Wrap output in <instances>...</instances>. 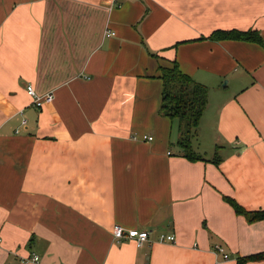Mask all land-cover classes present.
<instances>
[{
	"label": "crops",
	"instance_id": "0c3cea01",
	"mask_svg": "<svg viewBox=\"0 0 264 264\" xmlns=\"http://www.w3.org/2000/svg\"><path fill=\"white\" fill-rule=\"evenodd\" d=\"M219 29L264 44V0H0V264H238L264 251V219L223 199L264 210V46L208 38ZM171 62L208 88L203 157L183 153L160 111ZM28 84L52 101L32 105ZM114 225L150 242L117 240Z\"/></svg>",
	"mask_w": 264,
	"mask_h": 264
},
{
	"label": "trees",
	"instance_id": "16d2710c",
	"mask_svg": "<svg viewBox=\"0 0 264 264\" xmlns=\"http://www.w3.org/2000/svg\"><path fill=\"white\" fill-rule=\"evenodd\" d=\"M208 38L253 41L264 46L258 31L252 29L245 31L214 30ZM159 78L163 84L160 111L167 117L178 121V143L183 149V153L191 157L190 138L199 127V120L207 103L208 88L181 72L176 62L159 66ZM223 199L233 207L237 214L244 215L248 222L264 219V210L248 211L233 198L223 196ZM253 260H264V251L237 257L238 264H246Z\"/></svg>",
	"mask_w": 264,
	"mask_h": 264
},
{
	"label": "built area",
	"instance_id": "2783aa9c",
	"mask_svg": "<svg viewBox=\"0 0 264 264\" xmlns=\"http://www.w3.org/2000/svg\"><path fill=\"white\" fill-rule=\"evenodd\" d=\"M114 32L112 31H106L105 35L106 36H111L113 35ZM26 93L27 95L31 98L32 100V105L36 106V107H42L43 104L45 103H49L52 101L53 99V94L51 92L46 93L44 95H40L38 94L34 87L31 84H28L26 86ZM20 114H22V112H19ZM26 123V119L22 117L21 120V124H25ZM133 138L135 139V136H133ZM142 139L145 141H149L152 140V136L150 135H142ZM112 233L113 236L117 239V240H133L136 245L138 247L144 245L145 243L150 242V231L149 230H138L135 228H124L120 225H114L112 228ZM157 241L159 242H169L172 243L175 241V236L173 233H164V232H160L157 234ZM214 251L218 254H221L223 258H227V254L225 253L224 248L219 245L216 244L214 245ZM33 261H38V255L33 254L32 257L30 258ZM58 264H66L65 262H60Z\"/></svg>",
	"mask_w": 264,
	"mask_h": 264
},
{
	"label": "rangeland",
	"instance_id": "374dc122",
	"mask_svg": "<svg viewBox=\"0 0 264 264\" xmlns=\"http://www.w3.org/2000/svg\"><path fill=\"white\" fill-rule=\"evenodd\" d=\"M199 123H200V120H199ZM199 128L200 127L197 128L198 131L196 130V132L193 133L191 138H190V143L192 144V152L191 153L193 155H199V156L203 157L200 154V153H202V151L200 150V148H198V145H199L198 142H201L202 144L204 143V142H202V141H204L203 137L202 136H198L199 135ZM204 147L205 148H209L210 147V143H206V145L204 144ZM173 149L178 151L179 148H178V146L176 144H173L172 145V150Z\"/></svg>",
	"mask_w": 264,
	"mask_h": 264
},
{
	"label": "water",
	"instance_id": "95a60500",
	"mask_svg": "<svg viewBox=\"0 0 264 264\" xmlns=\"http://www.w3.org/2000/svg\"><path fill=\"white\" fill-rule=\"evenodd\" d=\"M198 131V130H197Z\"/></svg>",
	"mask_w": 264,
	"mask_h": 264
}]
</instances>
